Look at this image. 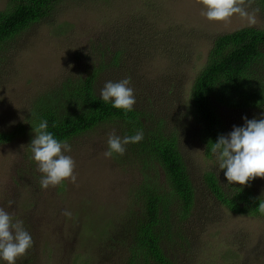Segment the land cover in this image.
Listing matches in <instances>:
<instances>
[{
  "label": "rangeland",
  "instance_id": "374dc122",
  "mask_svg": "<svg viewBox=\"0 0 264 264\" xmlns=\"http://www.w3.org/2000/svg\"><path fill=\"white\" fill-rule=\"evenodd\" d=\"M238 6L245 14L210 21L197 0H65L50 17L0 48V131L23 126L38 95L84 69L91 51L112 50L111 55L121 51L119 59L126 67L102 74L97 95L106 82L128 79L140 108L157 110L161 102L171 104L175 97V107L182 105L172 119L180 125L179 144L199 202L187 225L189 244L184 242L181 248L182 242L172 243L169 258L177 264H264V219L235 214L217 204L202 178L207 171L221 174L223 170L215 155L207 157L195 120L184 116L180 120V113L188 111L194 78L205 65L214 39L244 27L264 29V19L252 2L243 0ZM152 39L157 42L150 48ZM256 74L264 80V63L256 66ZM218 112L228 132L244 126V117L264 119V107L247 112L219 107ZM113 132L117 135L115 128L105 125L68 141L71 151L65 154L75 161L77 180L47 190L41 188L43 174L31 151L34 132L27 129L0 145V208L14 221H23L33 240L29 258L21 261L116 263L113 254L107 257L109 243L99 239L98 232L108 230L110 221L127 208L140 170L115 160L114 153L111 158L104 156ZM257 178L255 189L264 196V178ZM221 182L232 186L225 176Z\"/></svg>",
  "mask_w": 264,
  "mask_h": 264
},
{
  "label": "trees",
  "instance_id": "16d2710c",
  "mask_svg": "<svg viewBox=\"0 0 264 264\" xmlns=\"http://www.w3.org/2000/svg\"><path fill=\"white\" fill-rule=\"evenodd\" d=\"M64 1L5 0L0 9V48L50 17ZM249 2L264 19V0ZM134 24L133 32L136 22ZM143 37L147 36L141 39ZM156 42L152 39L148 46L151 48ZM213 42L205 65L194 78L188 111L180 113V120L183 116L195 120L208 158L214 156L211 149L218 137L230 133L218 112L219 107L238 112L258 111L264 107V80L256 74V66L264 63V29L244 27L218 35ZM111 53L112 50L91 51L84 69L68 76L50 92L38 95L23 126L0 131V145L15 140L27 129L34 132L33 128L45 120L47 131L61 142L105 125L115 128L121 139L142 131L140 142L125 145L123 155L114 153V159L120 163L137 166L140 180L131 189L127 208L118 219L110 221L108 230H99V239L109 243L106 254L115 256V264H177L169 258L168 246L182 242L181 248H184V242L189 244L187 225L199 202L197 185L179 144L180 125L177 122L175 126L172 119L178 117L177 112H173L182 105L175 107V97L171 104L163 101L159 107L155 106L157 110L135 104L133 110L125 114L124 109L114 108L111 101L103 102L96 94L100 76L126 67L119 59L121 51ZM34 136L35 133L32 139ZM225 171L220 174L210 170L202 178L217 204L235 214L264 219V213L259 211L264 196L258 194L254 185L258 178L247 186H225L221 182ZM23 228L27 231L25 226ZM28 252L17 260L27 264L21 260L29 258ZM2 261L0 259V264Z\"/></svg>",
  "mask_w": 264,
  "mask_h": 264
},
{
  "label": "clouds",
  "instance_id": "9594fccd",
  "mask_svg": "<svg viewBox=\"0 0 264 264\" xmlns=\"http://www.w3.org/2000/svg\"><path fill=\"white\" fill-rule=\"evenodd\" d=\"M197 3L204 7L202 14L210 21H226L235 13L245 14L238 6L243 0H197ZM129 84L128 79L108 81L100 90L99 97L103 102L111 101L114 108L124 109L127 114L136 103L134 90ZM244 120V126H234L227 136L220 135L211 149L219 162V169H226L225 176L229 185L247 186L257 177L264 178V119L244 117ZM47 128L46 120L33 128L35 136L30 143L33 159L43 174L40 185L44 190L50 186L56 187L65 180L72 183L77 180L74 174L75 161L65 154L71 151V146L67 141L55 139ZM142 139V131L123 139L114 132L110 133L108 150L104 152V156L111 158L113 153L123 155L125 145ZM11 203L10 201L9 204ZM259 211L264 213V203L259 205ZM63 214L71 216L68 211ZM32 244L31 235L23 228V221H14L8 212L0 208V259L7 264H16L17 258L24 256Z\"/></svg>",
  "mask_w": 264,
  "mask_h": 264
}]
</instances>
